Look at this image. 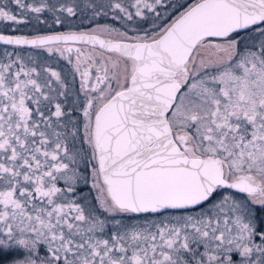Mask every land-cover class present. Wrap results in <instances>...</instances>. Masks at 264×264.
<instances>
[{
  "label": "snow or ice",
  "instance_id": "snow-or-ice-1",
  "mask_svg": "<svg viewBox=\"0 0 264 264\" xmlns=\"http://www.w3.org/2000/svg\"><path fill=\"white\" fill-rule=\"evenodd\" d=\"M0 264H264V0H0Z\"/></svg>",
  "mask_w": 264,
  "mask_h": 264
}]
</instances>
